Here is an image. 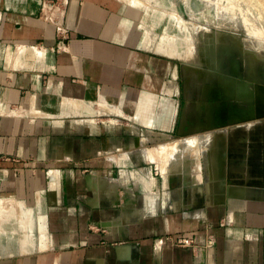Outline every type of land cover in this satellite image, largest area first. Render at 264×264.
Wrapping results in <instances>:
<instances>
[{"label":"crops","instance_id":"0c3cea01","mask_svg":"<svg viewBox=\"0 0 264 264\" xmlns=\"http://www.w3.org/2000/svg\"><path fill=\"white\" fill-rule=\"evenodd\" d=\"M43 1L0 0V264H264V195L204 163L222 135L189 140L203 94L144 7Z\"/></svg>","mask_w":264,"mask_h":264},{"label":"rangeland","instance_id":"374dc122","mask_svg":"<svg viewBox=\"0 0 264 264\" xmlns=\"http://www.w3.org/2000/svg\"><path fill=\"white\" fill-rule=\"evenodd\" d=\"M125 1L144 7L146 39L172 52L196 98L203 94L209 121L203 137L189 140L222 135L207 145L204 163L222 183L226 177L230 195H264V0ZM187 148L199 163L201 151Z\"/></svg>","mask_w":264,"mask_h":264},{"label":"built area","instance_id":"2783aa9c","mask_svg":"<svg viewBox=\"0 0 264 264\" xmlns=\"http://www.w3.org/2000/svg\"><path fill=\"white\" fill-rule=\"evenodd\" d=\"M55 3L52 2V0H47V2H42V10L43 12H46L49 17L52 19V20H56L55 18V13L57 12V10L55 9V6H54ZM57 24L60 28V30L62 31L63 34H67V29L64 27V24H63V21L62 20H59L57 19ZM62 38H64V36H62ZM65 39V38H64ZM4 159V157H0V161ZM5 159H8V158H5ZM214 243V240H212L211 238H209L208 242H207V245H212ZM176 244L178 246H182V247H190V248H193L194 251H197V247L194 243V240L193 239H190V238H178L176 240Z\"/></svg>","mask_w":264,"mask_h":264},{"label":"water","instance_id":"95a60500","mask_svg":"<svg viewBox=\"0 0 264 264\" xmlns=\"http://www.w3.org/2000/svg\"><path fill=\"white\" fill-rule=\"evenodd\" d=\"M221 125H224V123H222Z\"/></svg>","mask_w":264,"mask_h":264},{"label":"bare ground","instance_id":"6f19581e","mask_svg":"<svg viewBox=\"0 0 264 264\" xmlns=\"http://www.w3.org/2000/svg\"><path fill=\"white\" fill-rule=\"evenodd\" d=\"M159 160V159H158Z\"/></svg>","mask_w":264,"mask_h":264}]
</instances>
